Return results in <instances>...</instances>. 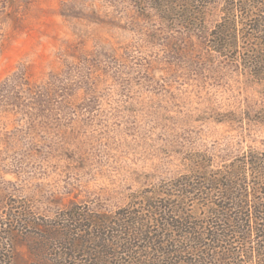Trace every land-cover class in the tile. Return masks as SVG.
Instances as JSON below:
<instances>
[{"label": "rangeland", "instance_id": "374dc122", "mask_svg": "<svg viewBox=\"0 0 264 264\" xmlns=\"http://www.w3.org/2000/svg\"><path fill=\"white\" fill-rule=\"evenodd\" d=\"M223 1L200 33L155 0H0V216L10 200L41 219L108 215L193 156L217 169L264 153V84L206 47ZM19 232L0 239V264H41ZM226 240L221 264H264L263 240Z\"/></svg>", "mask_w": 264, "mask_h": 264}, {"label": "trees", "instance_id": "16d2710c", "mask_svg": "<svg viewBox=\"0 0 264 264\" xmlns=\"http://www.w3.org/2000/svg\"><path fill=\"white\" fill-rule=\"evenodd\" d=\"M154 3L163 20L202 33L213 0ZM205 41L208 50L264 84V0H224ZM255 121L264 124V110ZM189 163V173L130 196L126 207L108 215L73 205L41 219L10 200L0 216V239L9 241L25 230L41 264H221L217 249H226L227 238L254 235L264 241V153L242 154L217 169L204 155ZM131 254L145 261L136 263Z\"/></svg>", "mask_w": 264, "mask_h": 264}]
</instances>
